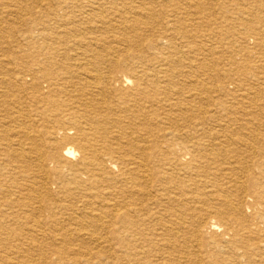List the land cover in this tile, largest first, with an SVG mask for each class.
<instances>
[{"label": "bare ground", "instance_id": "6f19581e", "mask_svg": "<svg viewBox=\"0 0 264 264\" xmlns=\"http://www.w3.org/2000/svg\"><path fill=\"white\" fill-rule=\"evenodd\" d=\"M174 1H0V264H264V0Z\"/></svg>", "mask_w": 264, "mask_h": 264}, {"label": "rangeland", "instance_id": "374dc122", "mask_svg": "<svg viewBox=\"0 0 264 264\" xmlns=\"http://www.w3.org/2000/svg\"><path fill=\"white\" fill-rule=\"evenodd\" d=\"M0 1L3 2V0H0ZM180 1H178V0L174 1V4H176V5H182V3ZM206 2H209L210 3L211 1L207 0ZM109 7H111V11H106L105 10L104 13H103V15H101V16H103L105 18L106 17H109L110 16V13H112L113 10H119L120 5H117L116 6L115 4H111ZM10 8H14V7H10ZM5 11L6 10H4L2 6H0V17H2V15H1L2 12H5ZM3 18L6 19V17H3ZM7 19H10V18H7ZM163 23L165 25L166 24V20H163ZM24 29H25V27L21 26V27H18L17 29H14V30L8 32L7 34H5V37L3 35L2 38H0V47L1 48H6V47L16 48V47L23 46L25 44V40H24V35H23L24 33H22V31ZM154 35H158V32L156 31V33ZM208 41L209 40L206 37L203 42H204L205 45L210 46V43ZM220 46H221V44H220ZM163 47H164V45H163ZM225 47L229 48L230 46H229V44L222 45V48H221L222 50L220 49L219 52L216 53L217 54L216 55L217 58L223 57V59L226 60L229 57V54L231 52V49L229 48L228 50L224 51V48ZM182 50H184V52L186 51L185 48L182 49ZM188 56H189V58L192 57L191 54H188ZM177 57H176V55H173L172 56V58L173 59H176V60L178 59ZM222 68H224V67H222V65L218 67V69H222ZM204 81H205V86H208L209 85L207 87V92H205L204 94H202L200 96L201 99L199 101H196L195 102V107H197V108L199 107L200 111H204V110L205 111H227L228 108L233 105L232 103H234V97L228 96V97L223 98L221 96V94L218 91V89H219V86H221L223 84L220 85V82L218 80H216V79H205ZM185 82H186V84H190V83H193L194 80L192 78H187V79L184 80V83ZM195 94H196V92L193 91V90H191V91H187V93H184L183 92V93L179 94L178 97L180 98V100H182V99L191 100V99L195 98ZM172 98L177 99L176 96H173ZM259 103H264V95L263 94H260L259 95ZM249 107H251V106H249ZM166 109H168V107ZM20 111H24V110L21 109ZM203 121L205 122V126L207 128H210L211 125H215V122L211 118L210 115H206L205 117H203ZM16 132L17 131L14 130V134ZM80 205H78V206H80ZM15 227H16L15 229H17V230L18 229H21L20 227H17V226H15ZM44 244H46V243H44ZM55 244L57 245L58 243H55ZM18 245H21V244H18ZM21 246L24 247V248L25 247L27 248L28 246L30 247L31 245L28 242H23ZM57 246H60V247L65 248V249L66 248H68V249L70 248L71 250H73V251L69 252V254H66V252H67V250H66V252H65L64 255L65 256L67 255L69 258L76 257V253H78V257H77L78 259L77 260L75 259V260L78 261L80 264H82L84 262H87V261H84L83 258L80 257V255L84 256V259H86V260L87 259H91V260H89V261H91L89 264H118L119 263L118 262V259H116L113 256L115 253L118 252V247L117 246L115 247V245H114V248L115 249L114 250L112 249V250L115 253L114 254H111L112 256L110 257L109 256L110 253H113V252L112 251H110V253L108 252L109 251L108 250V247L109 246H108V244L106 242H103V241H98V243L97 242H95V243L86 242V243H84V245L83 244H77V243H70V244L60 243V245H57ZM96 246H98V247H96ZM99 246H101V248ZM42 247L45 248L44 251H38V252H34L33 253L32 256H33L34 260H36L37 263H40V260H41V257H42L43 254H47V256H49V258L51 257L52 259L55 260L56 256L50 255L49 250H48V248L45 245H43ZM76 247H79L78 249L79 250L81 249V250L80 251L77 250ZM106 250H108V251H106ZM73 252H74L75 255L72 254ZM12 256H15V255H12Z\"/></svg>", "mask_w": 264, "mask_h": 264}]
</instances>
